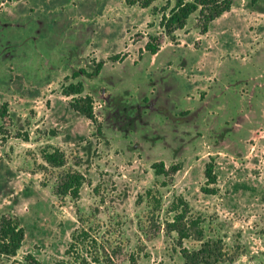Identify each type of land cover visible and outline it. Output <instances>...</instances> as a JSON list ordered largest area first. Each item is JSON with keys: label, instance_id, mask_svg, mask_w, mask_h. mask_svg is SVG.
<instances>
[{"label": "rangeland", "instance_id": "obj_1", "mask_svg": "<svg viewBox=\"0 0 264 264\" xmlns=\"http://www.w3.org/2000/svg\"><path fill=\"white\" fill-rule=\"evenodd\" d=\"M166 2L156 0L142 9L127 6L125 0H0V14L7 21L26 18L33 10L44 15L65 12L75 24H91L95 34L82 66L104 61L115 71L119 63L129 65L133 96L141 82H155L161 71H155L156 64L168 55L172 65L164 72L179 81V108L189 111L187 121L184 128L180 122L172 124L175 133L166 127L165 119L173 122L168 118L172 105L167 85L159 80L144 107L143 120L149 126L139 127L133 140L160 135L172 147L192 141L177 154L162 146L131 150L118 137L106 143L95 136V125L70 108V98L61 95L67 71L42 85L13 72L7 87L0 88V110L6 109L0 117V217L17 218L25 238L16 256L2 258L0 264H26L28 254L44 264H70L64 252L71 235L80 230L96 241L102 264H183L176 235L163 229L178 197L188 203L189 216L201 219L205 239L222 241L221 264H264V1L252 5L250 0H233L230 11L215 19L204 35L195 13L175 32L173 42L162 36L157 55L141 60L148 36L161 34L160 12ZM175 53L197 55L184 70ZM114 56L118 59L112 63ZM125 70L115 72L118 78ZM101 97H94L95 111L104 107L106 98ZM209 97L218 105L214 101L204 107L201 102H211ZM172 102L178 104L176 98ZM104 114H97L98 122ZM45 147L62 151L66 164L49 167L40 154ZM156 162L166 168L179 164L181 169L170 177L157 176L151 168ZM209 162L215 185L206 184ZM70 171L84 178L76 200L55 195L60 177ZM147 190L160 198L156 212ZM182 246L196 250L199 243L184 240Z\"/></svg>", "mask_w": 264, "mask_h": 264}, {"label": "trees", "instance_id": "obj_2", "mask_svg": "<svg viewBox=\"0 0 264 264\" xmlns=\"http://www.w3.org/2000/svg\"><path fill=\"white\" fill-rule=\"evenodd\" d=\"M11 1V0H9ZM21 1V0H15ZM167 0L166 5L161 9L159 27L161 34L158 36H148V40L142 49L141 60H149L151 56L157 55L162 44V38L165 37L171 42L175 40V32L181 30L186 25L191 15L198 13L200 34L204 35L208 31L209 25L224 13L230 11L233 0ZM260 0H250L252 5ZM264 1V0H262ZM156 0H125L127 6H138L142 9L152 7ZM95 28L91 25L75 24L65 12H50L48 14L35 13L28 11L26 18H20L15 21H7L4 15L0 14V88L4 89L12 80V73H21L28 81L34 84H49L54 74L67 71L68 75L61 79V95L70 98V108L89 120L95 125V136H99L104 142L112 140L114 137L121 139L124 146L135 150H155L161 147L173 154L179 153L182 148L190 144L182 143L176 147L162 142L163 137L157 135L150 139L141 137L139 141H134L137 136V129L149 126L148 121L143 120V112L148 109L149 98L154 94L155 85L159 80H163L167 85L168 102L172 105V111H168V118L173 122L166 121V127L172 133H175L170 126L172 124L187 121L189 111L180 107V88L177 77L165 73L164 71L172 65L171 60L161 59L156 64L157 72L155 82H141L134 89V96L128 86L130 76L129 65L119 63L111 71L104 61H92L89 65L82 66L84 62L83 55L89 40L94 36ZM163 36V37H162ZM181 53V52H179ZM183 53V52H182ZM194 55L188 53L172 54L177 60V65L182 69H187L194 63ZM118 56L111 57L112 63H115ZM87 64V61L85 62ZM8 66L7 70L1 67ZM120 69H126L121 78H118L115 72ZM158 69V70H157ZM167 71V70H166ZM259 86V85H258ZM264 87L262 82L261 88ZM147 88L146 91L139 89ZM139 92V94H137ZM178 92V93H177ZM105 96L104 107L102 110H94V97ZM176 98L178 104H173L172 100ZM159 99V97H158ZM211 102H201L204 107H208L216 98L209 97ZM216 102V101H215ZM214 104H217L216 102ZM218 105V104H217ZM4 106L0 110V117L5 115ZM105 113L101 122L96 119L97 114ZM146 121V122H145ZM179 123V124H180ZM186 125V123H185ZM139 131V130H138ZM225 137L222 135L216 144ZM197 137L195 136L194 139ZM91 145V143L89 144ZM42 160L51 168L58 169L66 164V158L62 151L57 148L45 147L41 151ZM152 170L157 176L170 177L181 169L179 164L171 165L166 168L163 162H156L151 165ZM204 176L207 185L216 184V175L214 165L209 162L205 165ZM84 178L77 171L66 172L60 177L55 186V195L70 197L76 200L79 197V191ZM204 192L214 194V189H203ZM146 198L152 203V211L160 209V198H156L151 190H147ZM169 213L172 214L168 221L163 224L164 232L167 235H176V245L179 248V254L183 264H221L225 260V252L222 241L219 239H205L204 230L201 226L199 217L189 216L190 208L188 203L182 197H178L169 207ZM25 238L24 229L21 227L17 218L10 216L0 217V259H10L16 256L22 246ZM71 241L68 244L64 255L69 258L72 264H102V260L97 253L96 241L92 239L88 231H75L71 235ZM184 240H193L199 243L196 250H188L182 246ZM87 247L90 251H87ZM92 248V250H91ZM132 262H135L131 257ZM26 264H44L37 260L33 255L25 256ZM69 261H59L55 264H67ZM106 262H110L107 260ZM70 263V264H71ZM108 264V263H106Z\"/></svg>", "mask_w": 264, "mask_h": 264}]
</instances>
